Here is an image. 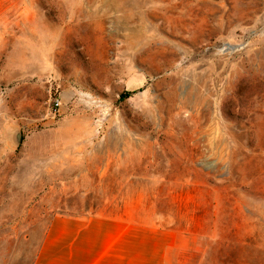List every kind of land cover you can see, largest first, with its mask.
<instances>
[{
    "label": "rangeland",
    "instance_id": "374dc122",
    "mask_svg": "<svg viewBox=\"0 0 264 264\" xmlns=\"http://www.w3.org/2000/svg\"><path fill=\"white\" fill-rule=\"evenodd\" d=\"M94 212L264 264V0H0V264Z\"/></svg>",
    "mask_w": 264,
    "mask_h": 264
},
{
    "label": "crops",
    "instance_id": "0c3cea01",
    "mask_svg": "<svg viewBox=\"0 0 264 264\" xmlns=\"http://www.w3.org/2000/svg\"><path fill=\"white\" fill-rule=\"evenodd\" d=\"M175 232L127 213L54 215L34 264H169Z\"/></svg>",
    "mask_w": 264,
    "mask_h": 264
},
{
    "label": "built area",
    "instance_id": "2783aa9c",
    "mask_svg": "<svg viewBox=\"0 0 264 264\" xmlns=\"http://www.w3.org/2000/svg\"><path fill=\"white\" fill-rule=\"evenodd\" d=\"M61 105H62V99L60 97H56L53 100V107H52V113L54 116L60 115V110H61Z\"/></svg>",
    "mask_w": 264,
    "mask_h": 264
},
{
    "label": "water",
    "instance_id": "95a60500",
    "mask_svg": "<svg viewBox=\"0 0 264 264\" xmlns=\"http://www.w3.org/2000/svg\"><path fill=\"white\" fill-rule=\"evenodd\" d=\"M14 142L16 143V144H19L20 143V141H21V135H20V132L19 131H16L15 132V135H14Z\"/></svg>",
    "mask_w": 264,
    "mask_h": 264
},
{
    "label": "trees",
    "instance_id": "16d2710c",
    "mask_svg": "<svg viewBox=\"0 0 264 264\" xmlns=\"http://www.w3.org/2000/svg\"><path fill=\"white\" fill-rule=\"evenodd\" d=\"M132 93H133L132 91L125 92L122 94L121 97H122V99H126V98L130 97Z\"/></svg>",
    "mask_w": 264,
    "mask_h": 264
}]
</instances>
